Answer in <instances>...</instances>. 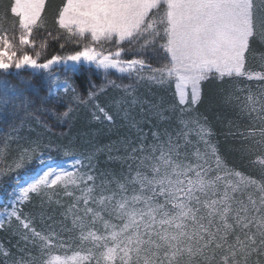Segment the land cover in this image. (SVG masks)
I'll use <instances>...</instances> for the list:
<instances>
[{
	"label": "snow or ice",
	"instance_id": "obj_1",
	"mask_svg": "<svg viewBox=\"0 0 264 264\" xmlns=\"http://www.w3.org/2000/svg\"><path fill=\"white\" fill-rule=\"evenodd\" d=\"M44 8L45 0H13L10 11L18 18L19 44L14 43L16 36H10L0 25V75H11V69L17 74L21 69H31L33 75L46 76L47 94L40 95L36 85L22 81L34 94L29 97L25 90L0 79V109H3L0 117L7 121V109L11 104V116L18 119L15 112L18 101L26 113L25 120L40 124V117L45 114L61 120L67 118L72 112L71 105L76 104L91 105L93 119L99 120L103 116L104 120L113 123V115L94 103L97 93L90 91L87 97L81 96L69 82V76L66 75L61 82V77L53 72L54 67L62 66L66 72L75 74L80 67L87 65L106 74L112 70L127 76L135 74L140 80L146 79L161 86L175 77L179 104V115L175 119L182 127L175 131V136L168 128L163 132L152 131L153 143L149 144L146 143L148 134L139 126L140 121L133 120L130 128L137 133L136 146H131L133 141L129 139L122 142L126 144V155L108 157L109 161H118L122 167L126 165L128 173L121 172L117 176L102 171L97 185V177L91 174L96 167L93 163L95 152L78 155L71 144L55 146V150L69 162L68 168L47 167L34 179L22 184L19 179L21 171L34 163L43 164L52 146L43 144L39 138L19 137L25 120L19 127L13 125L12 133L0 148V156L9 149L8 140L24 139L27 146L20 149L12 165L0 170V196L5 201L0 228L5 222L11 227L15 221L17 230L14 234L19 235L25 244L36 246L39 256L29 253L27 259L9 260L10 250L0 248L3 264H53V260L43 258L50 255L53 247H64L65 242L55 232L37 231L33 223L37 216L43 219L44 197L47 196V203L51 204L50 192L58 186L64 189L66 196H73L68 190L70 187L80 189L81 195L75 197L69 212L79 211L77 205L82 201L85 216L91 215L93 223L102 220L107 233L98 235L92 230L85 233L83 218L74 216L73 228L81 229V244L90 242L91 247L82 249L83 254L77 252L71 258L55 257L59 264H90L92 259L96 264H116L117 258L120 264H164L165 261L167 264H212L217 250H222L220 264H248L253 253L264 255V214H261L264 210V182L245 177L227 166L217 145L210 139L212 129L206 121L200 123L199 116L184 119L200 103L201 85L210 76L221 80L225 77L264 80V72H249L245 66L250 39L256 35L264 37V0H65L55 23L68 33L67 42L82 46L70 54L52 55L41 62L42 51H35L33 56L24 51V46L34 48L36 45L33 29L42 26L38 22ZM48 36L53 34L49 32ZM46 46V41H42L39 48L43 50ZM61 48H64L63 44ZM17 51L21 52L19 56ZM149 60L162 63V67L152 68ZM146 69L152 75H140ZM61 90L64 96L60 95ZM124 91L126 95L132 94L128 88ZM65 97L68 110L55 112L58 106L65 104ZM248 100L253 102L251 96ZM129 103H140L143 109L146 102L122 98L114 105L119 112ZM164 103L161 98L158 103L148 105V113L156 116L158 123L171 121L173 117L166 116L165 112L175 114L177 110V105L165 108ZM123 112L127 120V109ZM189 125L196 126V134L204 144L203 156L212 158L214 169L206 159L196 164L184 163L181 159L182 149L190 143L188 132L183 130ZM248 135L255 136L256 133L249 132ZM259 136L261 139L256 143L264 148V127L259 130ZM106 147L111 152V146ZM192 155L197 160L202 159L198 148ZM184 156L187 158L186 152ZM253 163L264 168V155L258 156ZM85 166L88 173L81 171ZM212 172L216 175H210ZM9 173H14L12 179L15 183L5 179ZM109 175L111 179H107ZM229 176L237 177L238 183H225L218 199H202L210 191L216 195L220 182ZM87 182L92 183L88 185ZM82 183L84 188H80ZM113 184L114 189L110 188ZM241 185L258 189L261 193L259 207L250 195L251 209L241 205L233 217L234 224H230L232 196L229 189L235 192ZM97 188L99 195L94 194ZM34 197L40 198L39 211L25 212L22 205L31 203ZM90 203L97 208L89 207ZM202 211L205 215H200ZM241 211L245 215H240ZM102 212H107L110 217L114 215L123 223L118 227L104 220ZM253 227L256 232H251ZM234 228L244 232L245 238L241 240L237 236L234 243H229L228 235Z\"/></svg>",
	"mask_w": 264,
	"mask_h": 264
},
{
	"label": "trees",
	"instance_id": "obj_2",
	"mask_svg": "<svg viewBox=\"0 0 264 264\" xmlns=\"http://www.w3.org/2000/svg\"><path fill=\"white\" fill-rule=\"evenodd\" d=\"M65 0H46L44 11L41 13V21L38 24H42L40 27L33 29V36L36 39V45L34 48L24 46V51H27L30 55H35V51H42L40 61L51 58L52 55H67L75 50H79L82 45L75 43H69L65 39L68 33L65 30L59 29L55 23V19L58 16L59 10L63 7ZM13 0H0V25L3 29L7 30L10 36L15 35L16 40L14 43L19 44V26L18 18L11 14L10 7ZM5 13L7 16L5 18ZM51 32L53 36H48ZM59 35V39H54V36ZM31 39V37H30ZM42 41H46V48L41 50L39 45ZM87 42V41H85ZM61 44L64 48H61ZM105 47H108L105 45ZM18 55L21 54L17 51ZM130 58V57H129ZM152 68L162 67V63L158 61H148ZM246 70L249 72H264V37L256 35L250 39V48L246 53L245 59ZM54 73L61 77V82L65 76L70 77V83L77 89V92L84 97H87L88 93L95 92L97 96L94 103L100 104L110 114L113 115V123H109L104 120L103 116H100L99 120L92 118V112L94 109L91 105H76L72 104V112L67 118L57 119L55 115L45 114L40 117L41 123L37 124L35 120H25L26 113L19 106V102H16L15 112L18 119H14L11 116L13 106L10 104L7 109L8 119L5 121L3 117H0V148L3 147L5 140L9 134L12 133L13 125L19 127L22 120H25L24 127L19 130V137H27L28 139L39 138L43 144H50L52 150L48 153L55 161L61 162L66 160L62 153H58L55 150L57 145L71 144L73 151L76 154L83 153L87 155L90 152H95V158L93 163L95 164V170L91 173L97 177L96 184L100 183V173H115L117 176L121 172L127 174L128 168L126 165L123 167L118 161H109V155L114 157L126 155L125 147L126 142L129 139L133 141L131 146H136L137 133L135 129L130 128V124L133 120L140 121L139 126L145 133L148 134V140L146 143H153L151 132L160 131L163 132L165 128L172 131L175 136V131L181 128L179 122L175 119V116L179 115V104L176 99L175 92V79L171 78L170 82L164 85L152 83L148 80H140L137 76L124 77L114 73L100 74L93 69L87 67H80L75 74L66 72L64 70H53ZM142 76L152 75L151 71H145L140 73ZM0 79H6L11 84L16 85L21 90H25V95L32 97L34 94L27 90V85L22 81H30L33 85H36L40 95H46V76L33 75L29 71H21L18 74L12 73L11 75H0ZM114 81L115 83H109ZM130 86V87H129ZM128 88V92L131 95H126L124 89ZM101 89H103L101 91ZM202 95L201 101L195 106L193 112L184 116V119H189L193 116L200 117V123H205L211 127L212 136L211 141L215 143L220 151V154L224 158L225 163L231 169L242 173L245 177H251L258 182H264V168H261L259 164L253 163L260 155H264V148H261L256 141L259 138L249 136V132H255L259 134L261 127H264V80L252 79L247 77H225L224 79H217L214 76H210L208 80L204 81L201 85ZM64 96L65 94H60ZM253 98V102H249L248 97ZM126 98L131 101L133 98L137 101H144L143 109L140 103L136 105L126 104L122 106V110L117 112L114 102ZM163 98L164 106L167 108L169 105H177L176 113L165 112L166 116L173 117L171 121H160L158 123L157 117L148 113V105L150 103H158ZM123 109H127L129 116L128 119H124ZM68 110V102L65 97V104L58 106L54 111L57 113H63ZM3 109H0L2 112ZM99 115V113L97 114ZM188 116V117H187ZM46 123V127L44 124ZM189 125L187 129H183L188 132V140L190 143L182 149L181 159L184 163H203V161L212 159L209 156H203L204 144L200 142L197 134H191ZM14 136L17 134H13ZM9 149L3 156H0V170H3L9 165L13 164L14 158L18 157V153L22 147H26L27 143L24 139H12L8 140ZM180 143L183 145L184 140L181 139ZM111 146V152L108 151L106 146ZM197 148L202 154V159L192 155ZM99 149V151H97ZM187 153L185 158L184 153ZM85 165L88 161H84ZM213 168V163H210ZM36 167V163L29 166L25 171L33 172ZM82 172L88 173V167H83ZM135 167L133 168V174ZM20 173V174H21ZM14 173H9L5 179L9 183H15L12 179ZM111 179V175L107 177ZM92 182H90L91 184ZM114 185V184H113ZM70 189V188H69ZM68 189V190H69ZM73 192V196H66L64 189L56 187L51 190L52 203H47V196L44 197V217L41 219L39 216L35 219L33 226L37 231L48 233L55 232L60 240L65 242L64 247H53L50 255H57L59 257L69 256L73 249L83 254L80 247L81 243L78 241L81 229L79 227L73 228L74 216H78V212L83 210V202L81 201L77 208L79 211L73 210L69 212V206L75 203V197L80 196L77 190H69ZM95 195H99V189L97 188ZM129 194H131V186H129ZM202 199L204 197L202 196ZM58 201V203H57ZM162 202V199H161ZM40 198L34 197L31 203L22 205L25 212L32 210L34 213L39 211ZM36 205V208H33ZM90 207L97 208V205L91 204ZM203 213V212H201ZM200 213V214H201ZM101 215L107 218L110 223L115 224L118 219L113 215L109 216L107 212H102ZM83 225L86 224V218L83 216ZM100 227L103 225L100 220L96 221ZM16 222L13 221L11 227L9 224L4 225L0 229V248L8 249L11 252L9 260L28 258L29 253L33 256H39V251L36 246L31 243L25 244L19 237L14 234L16 231ZM235 237L231 239L234 241ZM230 241V240H228ZM39 243V242H37ZM22 249L24 251H22ZM86 250V249H83ZM211 254V253H209ZM49 255V256H50ZM49 256H45L46 259ZM222 259V250L216 251V259L212 264H220ZM4 257L0 256V264H3ZM264 264V255L257 256L253 253L248 259V264ZM165 263V262H164ZM90 264H96V260L92 259Z\"/></svg>",
	"mask_w": 264,
	"mask_h": 264
},
{
	"label": "rangeland",
	"instance_id": "obj_3",
	"mask_svg": "<svg viewBox=\"0 0 264 264\" xmlns=\"http://www.w3.org/2000/svg\"><path fill=\"white\" fill-rule=\"evenodd\" d=\"M17 56H19L18 53H17ZM84 67L93 69L95 72L100 73V74H106L103 70L96 69L95 66H87V65H85ZM59 69L66 71L65 68L62 67V66L53 68V70H59ZM9 71L11 73H17L15 69H11ZM21 71H29V72L33 73V70H31V69H21L19 72H21ZM145 71H148V70L146 69ZM110 73H114V74H117L119 76H124V77H131V76H127L126 74H124V75L119 74V73L115 72L114 70L110 71L107 74H110ZM132 76H136V75L133 74ZM174 79H175V92H176L177 91L176 90V82L177 81H176L175 77H174ZM60 94H64L62 90L60 91ZM176 99L178 101V96L177 95H176ZM192 126H195V125H192ZM190 128H191V130H190L191 134H196V126L195 127H190ZM253 137L257 139L260 136H259V134H256ZM208 162L213 163L214 161L212 159H210V160H208ZM47 167L68 168L69 167V162L67 160H64V161H61V162L55 161L54 158L50 154L47 153V155L45 156L43 164L36 163V167H35L33 172L25 171L24 173H21L19 175L20 182L22 184L23 183H27L31 179H34L36 175H38L42 170L46 169ZM214 168H215V164H213V169ZM210 175L214 176V175H216V173L212 172V173H210ZM220 175L223 176L224 173L221 172ZM227 182H231L232 184H236V183H238V178L235 177V176H229L227 178V180L220 182V185L218 186V189L216 190V195H213V193L210 191L208 193V196L204 197V199L205 198L209 199V200L218 199L219 198V194L221 192H223V190H224V184L227 183ZM87 183H88V185H91L90 182H87ZM84 187H85V184L82 183L80 185V188H84ZM110 188L114 189L115 185H110ZM62 189L63 188L61 187V190ZM74 189L77 190L78 193H80V195H81L80 189L70 187L69 190H74ZM229 193L232 196V201H231L232 212L230 213V217H229V221H228L230 224H234L233 217L236 215V210L241 208V205L247 207L248 209H251L252 205L249 203V196L250 195H251L252 199L257 202V207H259V197H260L261 193L258 191V189L256 187H252V186L244 187L243 185H241L240 188L237 191H235V192H232L231 189H229ZM4 203H5L4 198L2 196H0V220H4V216L2 215V212H3L2 206H3ZM83 207H84V205H83ZM89 207H90V204H89ZM202 212L203 213H201L200 215H205V212L204 211H202ZM250 214L256 215V213H250ZM261 214H264V210H262ZM240 215L243 216V215H245V213L243 211H241ZM78 216L79 217H83L84 216L86 218V224L84 225V229H83L85 233L87 231H89V230H92V231H95L98 235H106L107 234L105 232L104 224H103L102 220H100L102 222L100 224H102L103 227L102 226L99 227L96 222L93 223L91 215L85 216L83 210H80V212H78ZM103 219L104 220H108L107 218L105 219V217H103ZM122 223H123V221L118 219V222L116 223V225L119 227ZM217 223H219V219L218 218H217ZM6 224H8V223L5 222L4 225H6ZM214 227H215V225H214ZM251 232H256V228L253 227L251 229ZM79 235H81V231H80ZM237 236H239L241 240H244L245 233L242 232L239 228H234L228 235V240H230L229 243H234L236 241ZM233 237H235V240L231 241V239ZM78 241L81 243L80 239H78ZM90 247H91V243L90 242H86L84 244H81L80 247L77 248V249L81 250V248L87 249V248H90ZM77 252H79V251H77L76 248H74L71 254H67V255H69L67 258H71ZM55 257H59V256L50 255L46 259L53 260V264H59V261H56ZM60 258L61 259H67L65 256H62ZM116 264H120L119 258H117ZM164 264H167V261H165Z\"/></svg>",
	"mask_w": 264,
	"mask_h": 264
}]
</instances>
